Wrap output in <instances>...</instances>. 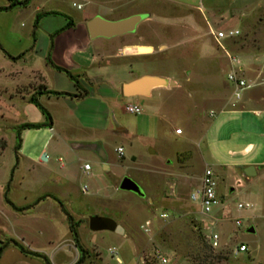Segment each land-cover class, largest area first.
I'll use <instances>...</instances> for the list:
<instances>
[{"label": "rangeland", "instance_id": "rangeland-1", "mask_svg": "<svg viewBox=\"0 0 264 264\" xmlns=\"http://www.w3.org/2000/svg\"><path fill=\"white\" fill-rule=\"evenodd\" d=\"M5 3L0 0V7ZM107 8L114 10L108 15L103 12ZM39 12L53 13L41 17V26L52 23L55 28L57 22L78 23L90 13L112 21L146 16L133 34L108 41L111 45L98 62L77 77L84 94L64 102L71 116H54L53 133L32 104L14 96L13 84L25 76L10 75L30 62L25 38L37 27L33 21ZM4 13H0V264H76L79 253L62 211L76 223L78 243L87 252L80 264H117L111 250L119 264H162L161 259L164 264H198L202 255L221 258H210L213 264H264V167L249 178L238 169L257 151L255 146L246 154V144L264 138V114L237 111L248 103L251 109L263 108L264 0H32L24 9ZM228 31L237 35L218 45L215 34ZM37 43L43 48L40 39ZM133 43L153 47L149 71L174 82V87L148 101L115 97L109 91L128 72L121 64L115 66L112 55ZM22 53L14 61L6 57ZM226 53L243 66L244 78L256 84L237 102L225 80L231 71ZM34 61L42 69L43 61ZM93 79L105 82L97 94ZM60 81L69 85L67 76L60 75ZM48 87L52 89L50 83ZM39 102L42 108L60 105L54 100ZM128 104L142 114L126 113ZM23 124L42 127L21 131L16 150V130ZM105 126L116 136L106 135ZM124 130L128 138L122 139ZM100 142L103 155L94 151ZM148 149L155 155L147 156ZM84 165L89 167L86 173ZM205 166L216 175L220 200L210 216L199 214L189 200ZM124 177L136 183L142 198L118 190ZM245 203L250 209L238 211L237 205ZM161 213L167 218L160 219ZM92 217L108 220L112 228L119 226L121 233L89 230ZM234 218H241L239 227ZM249 228L253 234L246 232ZM210 232L219 238L215 252L205 242ZM11 243L38 257L21 254ZM240 244L247 251L234 256Z\"/></svg>", "mask_w": 264, "mask_h": 264}, {"label": "crops", "instance_id": "crops-1", "mask_svg": "<svg viewBox=\"0 0 264 264\" xmlns=\"http://www.w3.org/2000/svg\"><path fill=\"white\" fill-rule=\"evenodd\" d=\"M31 2L32 0L29 1L26 7L31 5ZM7 5L8 3L6 1V3L2 5L1 7H6ZM15 10L16 8L8 12H5L4 14L12 13ZM113 10L114 9L112 8H107L106 11H103V12L109 15L113 12ZM44 13H47V12H44ZM38 14H43V13L39 12ZM97 16L100 17V15H97V13H90V14L82 15L78 23H74L71 19H69V21L71 22V26L69 28H66V20H64L62 23L57 22L56 28L54 27V24L52 23L45 25V26H41V22L44 20V18H41L36 24L37 27L33 28L31 30V33L29 35L27 34L25 38L26 42L30 43L29 53H27L30 59V62L22 66L21 68H18V70H14L10 74L12 78H14L15 76H16L15 78L19 76H25L23 81H18L19 83L13 84L14 85L13 93L15 97H18L20 100H25L26 102H28L29 97L32 94H36V100L38 101V103H40L39 102L40 100H45V102H49V103L50 101L54 100L56 103L58 102L60 104L59 106L57 105V107L54 105H51V106L49 105L51 109L49 108L48 105L43 107L45 110H47L51 118V127H50L51 133H53L54 131L53 127L55 126L54 116H57V117L64 116V117H67V119H69V117L71 116V112L63 108L65 106L64 102L66 101L70 102V101L76 100L77 96H82V94H84L83 85H81V82L77 79V77L82 75L83 72L87 74L91 69L90 65L98 62V58L100 54H104L106 48L109 45H111V44H107L109 43L108 41H111V40L114 41V39H119V38H114L111 40H103V39L90 40L88 38L87 33H86L85 23L89 19L93 17H97ZM100 18L104 20L112 21L111 19H106L103 17H100ZM124 18L126 17H123L120 19H124ZM120 19H116V20H120ZM30 39H31V42L29 41ZM38 39H40L42 46H43V48L41 49L38 48V43H37ZM140 49L145 50V51L140 52ZM153 53H154L153 47L149 45L141 44V43H133V44H128V45H122L121 47H119L117 49V52L112 55V58L115 61L116 67L121 64L128 69V72L123 75L122 79H119L113 86H111L109 91L115 97L119 96V97L125 98L122 95V91H121L122 86L129 84L131 82H134L143 77H159V75H157L154 72H150L148 69V63H150V61L148 60L151 58ZM34 58H36L37 60L41 59L43 61L42 69L38 68L37 63L34 61ZM46 59H48L49 62H47ZM144 59H146L145 63L142 62ZM55 68L65 70L71 76L76 78L75 79L77 82L76 87H74L72 81L70 80H69V85L62 84L60 81V75H64V76L66 75L64 72L59 71ZM47 79L49 81H47ZM93 81H95L94 82L95 89H93V92L97 94L99 93L101 87H105L104 85L105 82L102 83L101 81L96 80V79H93ZM16 82H17V79H16ZM48 82L52 85V89H49ZM90 83L91 82L89 81L88 84ZM19 89H25V91L22 90L21 93H18ZM168 89L169 87L153 88L149 90L145 96H134L131 98L139 100V101L141 100L148 101L152 98V96L154 95L157 96L158 93L164 92ZM47 91L65 93V94H69V96L54 97V96H48L44 94H41V95L38 94V93H44ZM60 101H63V103ZM248 106H249V103L246 104V109L237 110V111H240V112L250 111L252 115H254L255 117H260L261 114H264V103H263V108H260V109L257 107L251 109ZM228 111H231V110H228ZM114 126H115V129L120 128L119 124L117 123H115ZM102 128H99V129H102ZM103 131L105 132L106 135L110 137L116 136L115 134L116 131L112 130L111 128L106 129V126H105V129H103ZM121 135H122V139L126 137L128 138V133L125 130L123 133H121ZM94 137L95 136L92 135V140H95ZM99 144H100L99 147H96L97 149H94V151L98 150L99 155L100 154L103 155L104 154L103 153L104 152L103 142H100ZM255 146L257 147V151L255 153L254 159L249 160L246 164L238 168L239 172L244 177L246 176L243 174V170H245L248 167H251L252 169H254V175H255L257 166L259 164L264 163V138L262 142L247 143L244 148V152L246 154H249L250 152L254 150ZM153 155H155V153L152 155L147 153V156H153ZM130 160L132 161L135 159L132 156L130 157ZM223 171H227V168H223Z\"/></svg>", "mask_w": 264, "mask_h": 264}, {"label": "built area", "instance_id": "built-area-1", "mask_svg": "<svg viewBox=\"0 0 264 264\" xmlns=\"http://www.w3.org/2000/svg\"><path fill=\"white\" fill-rule=\"evenodd\" d=\"M73 7H75L76 10L81 9L80 4H72ZM237 35L236 31H228L226 33L219 32L215 34L214 40L219 45V42L231 39ZM226 57L228 60L229 68L231 71L226 74V84L229 87L230 95L233 101L237 102L240 100L243 92L253 88L256 86L254 82L247 81L244 78V68L243 66H240V63L237 59L230 56L226 53ZM124 111L128 114L137 115L141 113V110L139 107L135 105H126L124 107ZM213 114L210 113V116ZM176 135L180 134L179 130L175 131ZM115 152L118 154L119 157L122 156V149L117 148ZM89 170V167L87 165L83 166V171L86 173ZM217 189V180L215 173L207 166H205L201 178H200V185L193 193L189 195V200L191 203L195 204L197 206L199 214L203 216H210L212 215L213 211L217 208L218 205H220V200L218 198V195L216 193ZM82 193L85 191L84 189L81 190ZM237 210L241 211L244 209H250V205L245 204H238ZM160 219L167 218V215L164 213L159 214L158 216ZM214 218V217H213ZM212 218V219H213ZM240 219L241 218H234V225L239 227L240 226ZM149 221H146L144 223V226H148ZM142 228V227H141ZM146 231V230H145ZM205 242L208 246V248L211 251H217L219 249V238L216 233L210 232L205 236ZM247 251V247L243 244L238 245L233 250V255H237L239 253H244ZM111 258L115 260L117 264L120 263L119 259L116 257L115 250L109 251ZM160 262L162 264L165 263V259H161Z\"/></svg>", "mask_w": 264, "mask_h": 264}, {"label": "water", "instance_id": "water-1", "mask_svg": "<svg viewBox=\"0 0 264 264\" xmlns=\"http://www.w3.org/2000/svg\"><path fill=\"white\" fill-rule=\"evenodd\" d=\"M146 18L145 15H132L124 19L116 21L104 20L100 17H93L85 23L86 33L90 40L103 39L111 40L114 38L123 37L133 34L137 26ZM174 82L168 81L161 77H143L134 82L122 86V95L125 98H131L134 96H145L149 90L158 87H174ZM99 147L100 144H95ZM98 152V150H96ZM148 154H154V151L148 150ZM103 158V157H102ZM41 160L45 161L46 156L43 154ZM264 163L257 166V169H262ZM243 174L246 177L254 176V169L251 167L243 170ZM118 190L129 192L136 195L139 198L143 197V193L140 188L132 180L128 178H122L117 186ZM88 228L91 231H113L115 233H121V228L115 226L112 228L111 223L108 220L98 217H92L88 220ZM248 234H253L254 230L249 228L246 230Z\"/></svg>", "mask_w": 264, "mask_h": 264}, {"label": "trees", "instance_id": "trees-1", "mask_svg": "<svg viewBox=\"0 0 264 264\" xmlns=\"http://www.w3.org/2000/svg\"><path fill=\"white\" fill-rule=\"evenodd\" d=\"M8 5L6 7H0V13L1 12H8L14 8H24L28 5L30 0H6ZM53 13H43V14H38L34 17V21H33V26L37 24V22L39 21V19L43 16H47V15H51ZM71 26V22L69 20H66V28H69ZM24 53L20 54L19 56L13 58L10 57L8 55H6V57L12 61L17 60L19 58H21L23 56ZM47 60V59H46ZM48 61V60H47ZM59 71H62L65 73V75L68 77V79L70 81H72L74 87H76V80L74 77H72L67 71L59 69V68H55ZM39 95L44 94V95H48V96H54V97H66L69 96V94H65V93H58V92H52V91H47L44 93H38ZM28 102L30 104H32L45 118L46 120V126L50 129L51 127V118L49 116V114L46 112V110L44 108H42L39 103L36 100V94H32L29 99ZM42 127V125L39 124H23L20 125L17 130H16V140H17V144L15 146V149L18 150L19 149V143H20V132L24 131V130H37L40 129ZM46 198V197H45ZM50 198V197H49ZM53 199V198H52ZM55 200V199H53ZM65 215L66 218V222H67V228L70 234V237L72 239V243H73V247L76 249V251L79 253V258L77 259L76 264H80L82 263L84 256L86 255V251L83 250L77 240V235H76V223L72 222L71 218L64 212L62 211ZM13 247L17 248V250L21 253V254H25V255H30V256H36L34 254L28 253L26 251H24L19 245H17L16 243H11ZM3 246H0V255L2 252ZM38 257V256H36ZM215 257V258H214ZM216 259L217 261H219L221 258L219 256H212V257H205V256H201V260H198V264H213L212 262H210L211 260Z\"/></svg>", "mask_w": 264, "mask_h": 264}]
</instances>
